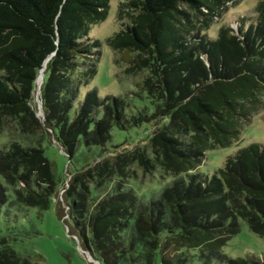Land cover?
I'll return each mask as SVG.
<instances>
[{
	"label": "trees",
	"instance_id": "16d2710c",
	"mask_svg": "<svg viewBox=\"0 0 264 264\" xmlns=\"http://www.w3.org/2000/svg\"><path fill=\"white\" fill-rule=\"evenodd\" d=\"M227 1L118 0L106 40L146 74L125 93L81 95L99 61L90 27L109 0H0V132L36 137L0 147V204L44 210L59 196L58 216L104 264H264L222 251L242 222L264 235V143L239 147L211 174L198 169L264 106V0L209 34ZM113 130L124 138L113 142ZM131 131L145 135L132 142ZM49 143L74 166L64 180ZM134 166L171 181L145 200L126 184ZM17 235L0 230V264H38L14 248Z\"/></svg>",
	"mask_w": 264,
	"mask_h": 264
},
{
	"label": "rangeland",
	"instance_id": "374dc122",
	"mask_svg": "<svg viewBox=\"0 0 264 264\" xmlns=\"http://www.w3.org/2000/svg\"><path fill=\"white\" fill-rule=\"evenodd\" d=\"M256 2L257 0L227 1L220 8V16L213 17L207 32L214 35L221 24L228 22L230 26L236 28L232 20L239 15H249ZM117 4L118 0H109L106 17L90 27V36L99 41V61L97 71L87 80V86L80 87L81 95L90 87H97L100 95L125 93L134 89V84L146 74L145 68L132 66L129 62L120 59L106 40L119 27L116 20ZM144 127L137 130L142 131ZM112 134V141L117 142L124 138L125 133L113 130ZM144 135L145 131L139 134L131 131L128 140L137 142ZM34 138L36 137L20 133L13 128H10V131L2 130L0 147L7 145L12 139L25 143L33 141ZM250 142L264 143V106H260L243 124L237 141L225 147L208 150L198 169L211 174L222 166L227 155ZM44 153L53 164L57 180L68 178L69 172H73L74 166L68 163L66 154L57 144H47ZM133 169L135 172L126 180V184L136 195L145 200L156 198L162 187L171 181V176L162 175L159 169L155 170L153 175L143 174L136 166ZM59 198V196L54 197L50 206L44 210H39L35 206L18 205L7 199L0 204L1 232H4L8 226L17 231L18 239L14 240L12 245L18 252L38 259V264H104L94 251L90 252L85 247L71 219L64 216V220V217L58 216L55 201ZM222 251L232 257L249 255L262 257L264 256V235L254 233L245 222H242L240 230L223 244ZM157 264H161L159 259ZM219 264L225 263L219 262Z\"/></svg>",
	"mask_w": 264,
	"mask_h": 264
}]
</instances>
